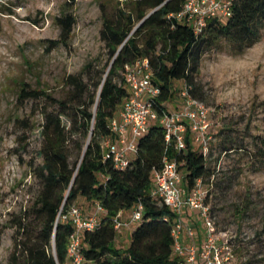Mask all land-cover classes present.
Segmentation results:
<instances>
[{
    "label": "trees",
    "instance_id": "trees-1",
    "mask_svg": "<svg viewBox=\"0 0 264 264\" xmlns=\"http://www.w3.org/2000/svg\"><path fill=\"white\" fill-rule=\"evenodd\" d=\"M122 1L118 12L104 20L102 36L111 62L94 83L96 92H91L82 78L72 76L69 81L75 91L60 102L63 110L45 114L44 143L39 152L42 162L33 168L39 189L32 218L39 227L20 221L21 238H17L10 264H70L68 248L74 227L69 221H59V216L80 199L101 203L107 211L99 228L83 236L82 264H176L174 214L151 196L154 172L164 168L166 158L177 159L190 188L199 179L211 184L212 170L207 156L194 148L190 131L186 138L187 150L178 152L174 145H168L164 127L154 124L140 140L137 158L124 171L116 169L112 159H104L100 138L111 137L110 123L130 96L124 77L126 65L149 59L154 82L161 88L155 102L160 116L168 109L165 105L177 93L179 96L177 83L189 86L191 95L202 102L204 94L199 77L204 56L222 42L238 53L258 43L264 28V0H238L228 21H210L201 35L169 17L182 11L186 0ZM77 2L68 0V10ZM75 24L71 12L60 19L61 42L68 43ZM52 44L56 46L58 42ZM44 97L51 96L24 84L19 100ZM62 118L70 119L69 128ZM92 132L87 148L88 143L84 141ZM72 148L79 154L76 162L72 160ZM257 152L264 157V148ZM139 202L145 206L144 219L132 230L128 247L119 249L115 245L119 233L114 220Z\"/></svg>",
    "mask_w": 264,
    "mask_h": 264
},
{
    "label": "rangeland",
    "instance_id": "rangeland-1",
    "mask_svg": "<svg viewBox=\"0 0 264 264\" xmlns=\"http://www.w3.org/2000/svg\"><path fill=\"white\" fill-rule=\"evenodd\" d=\"M67 1L0 0V264H10L21 238V220L39 227L32 218L39 189L33 168L42 162L45 114L63 110L60 102L75 91L69 81L72 76L82 78L96 92L94 83L111 62L102 30L105 18L113 17L123 1L78 0L71 11ZM68 12L76 24L66 44L60 41V19ZM199 82L212 140L207 152L193 144L205 152L212 170L208 204L219 232H227L233 241L234 264H264V157L257 152L264 148V28L260 41L243 53L227 42L208 52ZM24 84L51 97L21 102ZM177 88L184 84L177 83ZM181 106L178 93L167 104L171 111ZM62 120L71 126L70 119ZM107 141L100 138L102 145ZM71 154L76 162L75 148ZM75 204L87 216L95 208L85 199ZM103 218L104 214L101 222ZM129 232H120L117 248L128 247Z\"/></svg>",
    "mask_w": 264,
    "mask_h": 264
},
{
    "label": "built area",
    "instance_id": "built-area-1",
    "mask_svg": "<svg viewBox=\"0 0 264 264\" xmlns=\"http://www.w3.org/2000/svg\"><path fill=\"white\" fill-rule=\"evenodd\" d=\"M237 1L186 0L182 11L169 17L190 26L196 35H201L210 21L230 19ZM124 77L130 96L110 123L111 137L102 145L105 160L112 159L116 169L127 170L139 154L140 140L156 123L164 127L167 143L174 145L176 151L187 150L186 138L189 131L193 142L199 143L203 151H208L212 140L209 110L203 102L191 95L189 86L185 85L180 90L182 106L174 111L167 109L160 116L155 102L161 94V88L154 82L155 74L149 59L126 65ZM181 166L177 159L166 158L164 168L154 172L151 192L155 201L174 214L173 248L176 264H234L233 241L227 232H219L208 204L210 184L199 179L190 188ZM103 214L105 216L107 211L101 203L96 202L93 213L88 216L77 205L61 215L62 222L69 221L74 227L68 248L70 264L83 263V236L86 232L99 228ZM144 214L145 206L142 202L131 210L129 222L124 220L121 213L114 220L117 232L120 234L124 228L143 221Z\"/></svg>",
    "mask_w": 264,
    "mask_h": 264
},
{
    "label": "crops",
    "instance_id": "crops-1",
    "mask_svg": "<svg viewBox=\"0 0 264 264\" xmlns=\"http://www.w3.org/2000/svg\"><path fill=\"white\" fill-rule=\"evenodd\" d=\"M95 209V208H94ZM94 211V210H93ZM93 211L91 212V213H93ZM123 218H124V220L126 221V222H129L130 220H131V211H127V212H124L123 213ZM187 221H189V220H187ZM190 222V221H189ZM135 225V224H134ZM134 225L132 226V227H130V228H124L123 230H126V231H130V232H132V229H133V227H134ZM129 232V233H130Z\"/></svg>",
    "mask_w": 264,
    "mask_h": 264
},
{
    "label": "water",
    "instance_id": "water-1",
    "mask_svg": "<svg viewBox=\"0 0 264 264\" xmlns=\"http://www.w3.org/2000/svg\"><path fill=\"white\" fill-rule=\"evenodd\" d=\"M150 15H151V14H150ZM150 15H149V16H150ZM149 16H148V17H149ZM140 25H141V24H140ZM140 25H139V26H140ZM139 26H138V27H139ZM138 27H137V28H138ZM137 28H136L135 30H137ZM121 49H122V48H121ZM121 49H120V50H121ZM97 108H98V106L96 107L95 113L97 112ZM92 136H93V132H92L91 135H90V138H89V142H88L87 148H88V146H89V144H90V141H91V139H92Z\"/></svg>",
    "mask_w": 264,
    "mask_h": 264
}]
</instances>
